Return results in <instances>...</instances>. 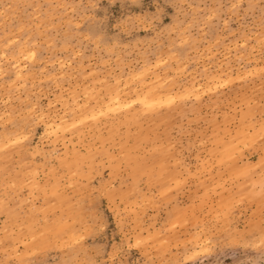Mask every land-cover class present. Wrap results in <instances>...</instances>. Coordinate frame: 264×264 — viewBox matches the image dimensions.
<instances>
[{
    "label": "rangeland",
    "instance_id": "374dc122",
    "mask_svg": "<svg viewBox=\"0 0 264 264\" xmlns=\"http://www.w3.org/2000/svg\"><path fill=\"white\" fill-rule=\"evenodd\" d=\"M0 264H264V0H0Z\"/></svg>",
    "mask_w": 264,
    "mask_h": 264
},
{
    "label": "snow or ice",
    "instance_id": "6c2138e0",
    "mask_svg": "<svg viewBox=\"0 0 264 264\" xmlns=\"http://www.w3.org/2000/svg\"><path fill=\"white\" fill-rule=\"evenodd\" d=\"M94 118V117H93Z\"/></svg>",
    "mask_w": 264,
    "mask_h": 264
}]
</instances>
